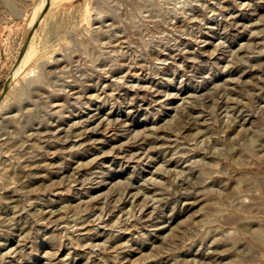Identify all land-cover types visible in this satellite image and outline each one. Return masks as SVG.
Instances as JSON below:
<instances>
[{
	"label": "rangeland",
	"instance_id": "374dc122",
	"mask_svg": "<svg viewBox=\"0 0 264 264\" xmlns=\"http://www.w3.org/2000/svg\"><path fill=\"white\" fill-rule=\"evenodd\" d=\"M47 3L0 0V264H264V0Z\"/></svg>",
	"mask_w": 264,
	"mask_h": 264
},
{
	"label": "water",
	"instance_id": "95a60500",
	"mask_svg": "<svg viewBox=\"0 0 264 264\" xmlns=\"http://www.w3.org/2000/svg\"><path fill=\"white\" fill-rule=\"evenodd\" d=\"M48 4H49V0H48V3H47V5H46V8H45V9L48 8ZM31 32H32V31H31ZM31 32L29 33L28 40H27V43H26V44H28L29 38H30V36H31ZM26 46H27V45H26ZM26 46H25V49H26ZM25 49H24V51H25ZM8 90H9V82L6 84V86L4 87L2 93L0 94V102H1L2 99L5 97V95H6V93L8 92Z\"/></svg>",
	"mask_w": 264,
	"mask_h": 264
},
{
	"label": "bare ground",
	"instance_id": "6f19581e",
	"mask_svg": "<svg viewBox=\"0 0 264 264\" xmlns=\"http://www.w3.org/2000/svg\"><path fill=\"white\" fill-rule=\"evenodd\" d=\"M246 3V2H245ZM32 19V18H31ZM33 26V25H32ZM22 66V65H21ZM10 82V81H9ZM158 157V156H157ZM38 164V163H37ZM18 227V226H17ZM2 258H3V256H2ZM3 262V261H2Z\"/></svg>",
	"mask_w": 264,
	"mask_h": 264
}]
</instances>
